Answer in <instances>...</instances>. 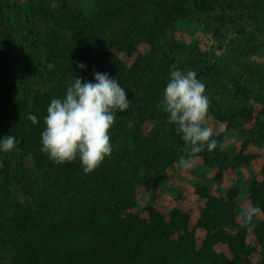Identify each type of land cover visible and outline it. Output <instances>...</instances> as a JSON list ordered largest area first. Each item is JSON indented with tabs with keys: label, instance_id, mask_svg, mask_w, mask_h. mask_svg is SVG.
Masks as SVG:
<instances>
[{
	"label": "trees",
	"instance_id": "trees-1",
	"mask_svg": "<svg viewBox=\"0 0 264 264\" xmlns=\"http://www.w3.org/2000/svg\"><path fill=\"white\" fill-rule=\"evenodd\" d=\"M218 2L97 0L89 15L65 0L49 14L41 6L39 21L49 26L35 34V47L47 63V82L35 91L27 86L28 46L12 47L9 34L0 39V140L9 135L17 140L13 150H0V250L10 248L9 264H264V254L253 261L256 248L247 241L253 233L264 248V165L263 179L250 188L252 205L262 216L253 217L252 230L236 224L226 199L206 195L197 222L205 236L198 244L187 213L174 208L166 217L153 205L139 209L137 201L138 187L155 189L160 174L184 155L181 135L158 106L172 65L187 72L178 57L182 45L169 32ZM141 42L149 44L150 53L124 62L120 54L132 57ZM97 71L118 81L130 107L117 112L109 130L111 155L85 174L79 158L53 162L41 150V133L51 100L63 98L74 77L95 82ZM213 139L217 147L212 152L205 147L194 158L207 164L218 158L222 138Z\"/></svg>",
	"mask_w": 264,
	"mask_h": 264
},
{
	"label": "rangeland",
	"instance_id": "rangeland-1",
	"mask_svg": "<svg viewBox=\"0 0 264 264\" xmlns=\"http://www.w3.org/2000/svg\"><path fill=\"white\" fill-rule=\"evenodd\" d=\"M57 1L62 0H0V39L9 34L12 47L28 46L27 86L33 91L42 89L47 82V63L36 56L40 49L35 47V34L49 26L39 21V7L49 14ZM65 1L86 15L97 10V0ZM53 12L58 15V11ZM169 33L182 45L178 52L182 68L195 71L197 79L205 84V94L211 102L206 125L213 128L214 135L221 127L225 131L219 133L222 141L218 158L212 157L210 164L194 158L189 169H181L177 160L160 174L155 189L146 192L137 188V201L139 209L153 205L166 217L174 208L187 213L189 226L195 229L200 244L205 231L197 228V222L206 204L205 196L226 199L234 221L243 227L245 221L240 213L253 207L252 183L263 179L264 0H219L209 12L181 19ZM149 53V44L141 42L132 57L124 53L120 57L131 64L139 55ZM1 160L0 156V164ZM22 161L31 172L29 156ZM255 217L262 219L260 212ZM237 230L233 227L231 232ZM247 241L256 248L253 261L259 260L264 248L253 233H247ZM217 249L231 256L225 245ZM11 257L8 246L0 250V264H9Z\"/></svg>",
	"mask_w": 264,
	"mask_h": 264
},
{
	"label": "clouds",
	"instance_id": "clouds-1",
	"mask_svg": "<svg viewBox=\"0 0 264 264\" xmlns=\"http://www.w3.org/2000/svg\"><path fill=\"white\" fill-rule=\"evenodd\" d=\"M78 67L84 69L86 65L80 63ZM205 92V84L197 79L195 71L183 72L172 65L163 101L158 106L169 114V123L176 126L184 141V155L178 160L181 169L191 168L195 154L204 151L205 147L212 152L218 145L213 139V128L206 125L211 102ZM129 107L128 93L107 73L95 72V82L74 77L66 86L65 96L53 98L47 107L41 150L57 164L71 163L79 158L84 173L88 174L111 155L109 130L115 123L117 112ZM28 118L37 122L33 114ZM224 131L225 128L221 127L215 134ZM16 144V138L9 135L0 140V150L9 152ZM259 211V208L248 207L240 213L249 230L255 227L252 221Z\"/></svg>",
	"mask_w": 264,
	"mask_h": 264
}]
</instances>
